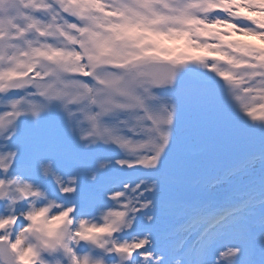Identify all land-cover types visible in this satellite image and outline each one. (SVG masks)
Listing matches in <instances>:
<instances>
[{
  "label": "snow or ice",
  "instance_id": "obj_1",
  "mask_svg": "<svg viewBox=\"0 0 264 264\" xmlns=\"http://www.w3.org/2000/svg\"><path fill=\"white\" fill-rule=\"evenodd\" d=\"M0 264H264V0H0Z\"/></svg>",
  "mask_w": 264,
  "mask_h": 264
},
{
  "label": "bare ground",
  "instance_id": "obj_2",
  "mask_svg": "<svg viewBox=\"0 0 264 264\" xmlns=\"http://www.w3.org/2000/svg\"><path fill=\"white\" fill-rule=\"evenodd\" d=\"M248 39H251V38H248ZM258 42V41H257Z\"/></svg>",
  "mask_w": 264,
  "mask_h": 264
}]
</instances>
